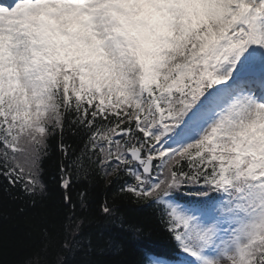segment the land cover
<instances>
[{
    "label": "snow or ice",
    "instance_id": "snow-or-ice-1",
    "mask_svg": "<svg viewBox=\"0 0 264 264\" xmlns=\"http://www.w3.org/2000/svg\"><path fill=\"white\" fill-rule=\"evenodd\" d=\"M50 138L65 206L75 171L153 208L176 254L144 264H264V0H0V176L33 206Z\"/></svg>",
    "mask_w": 264,
    "mask_h": 264
},
{
    "label": "trees",
    "instance_id": "trees-1",
    "mask_svg": "<svg viewBox=\"0 0 264 264\" xmlns=\"http://www.w3.org/2000/svg\"><path fill=\"white\" fill-rule=\"evenodd\" d=\"M68 142L79 154L82 141L72 137ZM48 143L49 154L43 163L45 190L36 197L35 206L19 186L11 188L0 176V264H23L29 258L35 259L37 249L41 250V264H144L149 253L176 254L152 207L114 195L119 184L110 183L113 176H85L74 171L71 194L75 208L65 206L58 181L62 154L56 138ZM85 190L88 199L82 206L78 194ZM105 200L112 206L111 216L99 211ZM73 213L79 229L65 231L63 226ZM46 234L54 236L47 248ZM65 240L68 247H64Z\"/></svg>",
    "mask_w": 264,
    "mask_h": 264
}]
</instances>
